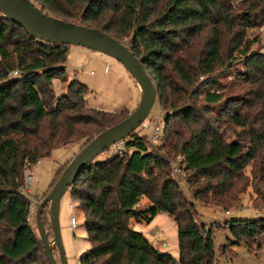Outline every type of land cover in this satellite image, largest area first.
Listing matches in <instances>:
<instances>
[{
  "label": "trees",
  "instance_id": "trees-1",
  "mask_svg": "<svg viewBox=\"0 0 264 264\" xmlns=\"http://www.w3.org/2000/svg\"><path fill=\"white\" fill-rule=\"evenodd\" d=\"M31 1L48 15L127 42L155 87L163 119L156 151L139 127L122 140L123 153L95 159L68 189L89 245L80 264H216L213 229L221 226L197 221L171 163L181 157L190 196L202 204H225L248 165L252 188L264 197V43L255 34L264 26V0ZM68 47L32 38L0 13V264H47L36 224L27 219L25 161L36 165L78 142L82 149L129 115L88 107L90 92L77 81L54 99L52 81L64 76ZM141 198L149 203L142 209ZM159 213L175 222L177 259L130 227ZM222 227L231 238L221 254L241 244L254 253L264 244V218Z\"/></svg>",
  "mask_w": 264,
  "mask_h": 264
},
{
  "label": "rangeland",
  "instance_id": "rangeland-1",
  "mask_svg": "<svg viewBox=\"0 0 264 264\" xmlns=\"http://www.w3.org/2000/svg\"><path fill=\"white\" fill-rule=\"evenodd\" d=\"M255 34L262 36L264 43V26L261 29H257ZM124 43L128 46L127 42ZM72 81H77L88 88L90 93L86 97L85 103L90 108L105 112L125 110L128 115L134 111L140 100V90L135 80L119 62L102 53L80 46L68 47L64 76L55 79L52 84L55 100L65 92L68 84ZM145 122L152 125L161 124L162 117L156 102L153 104ZM138 134L144 136L145 141H149L151 131L141 128V130H138ZM160 143V141H157L147 146L156 151ZM80 149V142L57 147L53 149L50 157L42 159L36 165H32L33 179L28 188L25 186L24 192L29 196L35 212L42 201L38 200L50 189L57 171L63 169L64 165ZM110 155H113V153L108 149L99 155L98 158ZM185 178L177 177L175 179L186 200L194 204L197 221L208 226L213 223L221 226L213 229L216 264H264V244L261 249L254 253L249 252L242 244L230 248L225 254L220 253V247L226 244L227 238H231L228 228L222 227L227 220L264 218V197L257 196L252 188L251 165L245 168L242 179L237 181L233 191L223 205H205L193 200L186 187ZM244 184L245 188L242 190ZM37 201L39 203L35 206ZM148 204L145 198H141L139 207L142 209ZM42 220L47 237L51 241L53 236L47 210L43 213ZM29 222L35 228V219L33 218ZM58 225L66 263L80 264V256L89 245L83 213L72 201L69 190L63 194L59 202ZM130 227L141 232L159 252L168 253L174 259H177V228L170 215L159 213L149 224L130 221ZM52 250L56 264H60L58 251L54 244L52 245Z\"/></svg>",
  "mask_w": 264,
  "mask_h": 264
},
{
  "label": "water",
  "instance_id": "water-1",
  "mask_svg": "<svg viewBox=\"0 0 264 264\" xmlns=\"http://www.w3.org/2000/svg\"><path fill=\"white\" fill-rule=\"evenodd\" d=\"M0 13L32 38L51 44L80 46L113 58L135 80L140 90V100L134 111L120 122L103 130L80 149L62 170L57 181L36 209L34 219L47 264H56L52 250L53 244L58 251L60 264H67L58 225L61 197L85 166L97 159L111 145L124 140L141 126L155 102L156 90L141 61L130 49L123 42L115 40L98 29L48 15L31 0H0ZM46 205L53 236L51 241L47 237L41 219Z\"/></svg>",
  "mask_w": 264,
  "mask_h": 264
},
{
  "label": "built area",
  "instance_id": "built-area-1",
  "mask_svg": "<svg viewBox=\"0 0 264 264\" xmlns=\"http://www.w3.org/2000/svg\"><path fill=\"white\" fill-rule=\"evenodd\" d=\"M16 74H17V71H13L11 73L12 76H15ZM140 127L146 131H151V136L149 138V141L157 142L160 140V135H161V131L163 128V119H162L161 124L157 123L155 125H152L150 123H146L144 121ZM119 144H121V146H119ZM108 149L112 153H120L121 154L124 152L125 147H124V144L120 141V142H117V143L111 145ZM171 170H172V174L175 178H177V177L185 178L186 172L184 170V163L182 162L181 157H176L172 161ZM23 174H24V184H25L26 188H28L30 183L32 182L33 176H32V166L29 165L26 161H25V164L23 166ZM26 192L28 193V191H26ZM34 214H35L34 207L32 205H30L28 218H27L28 221L33 220Z\"/></svg>",
  "mask_w": 264,
  "mask_h": 264
},
{
  "label": "crops",
  "instance_id": "crops-1",
  "mask_svg": "<svg viewBox=\"0 0 264 264\" xmlns=\"http://www.w3.org/2000/svg\"><path fill=\"white\" fill-rule=\"evenodd\" d=\"M57 79H58V78H57ZM54 80H55V79H54ZM54 80H53V81H54ZM53 81H52V84H53Z\"/></svg>",
  "mask_w": 264,
  "mask_h": 264
}]
</instances>
